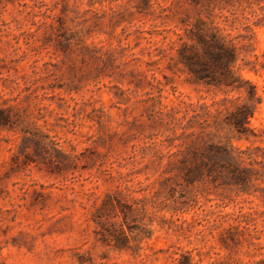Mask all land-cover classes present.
<instances>
[{
  "label": "rangeland",
  "instance_id": "1",
  "mask_svg": "<svg viewBox=\"0 0 264 264\" xmlns=\"http://www.w3.org/2000/svg\"><path fill=\"white\" fill-rule=\"evenodd\" d=\"M208 5L0 0V107L19 124L0 130V264H260L248 241L264 245V181L248 193L190 183L185 165L212 143L264 150V1ZM201 19L237 47L262 98L250 141L213 124L244 98L180 61ZM229 231L240 246L223 243Z\"/></svg>",
  "mask_w": 264,
  "mask_h": 264
},
{
  "label": "trees",
  "instance_id": "2",
  "mask_svg": "<svg viewBox=\"0 0 264 264\" xmlns=\"http://www.w3.org/2000/svg\"><path fill=\"white\" fill-rule=\"evenodd\" d=\"M189 1L195 5H202L207 2L209 8H212L209 12L211 14L215 8L212 6L217 7L218 0ZM262 1L264 0H260V2ZM260 10L262 13L255 15L258 20L253 24L257 28H264V7H260ZM248 29L252 33L250 36V40H252L254 29L252 26H249ZM192 39V44L184 43L182 45L179 50V57L194 77L208 87L224 92L227 96L238 92L240 94L239 99L244 98L243 103L237 104L233 100H226L232 103V109L228 110L224 119H220L222 113L213 116V124L217 133L223 127H228L238 140L250 141L253 137H258L256 130L252 128V119L262 104V98L256 87L242 74L243 68L238 64L239 52L237 47L227 41L218 27H215L213 23L209 24L204 19L199 20L197 29L192 31ZM246 66L248 68L249 64ZM257 66L258 63H254L251 70L257 71ZM261 66L264 68L263 64ZM18 126L16 115L12 113L11 109L1 106L0 130L16 131ZM210 126L209 124L208 127ZM261 152L263 153L260 155ZM197 157L199 161L194 166L185 165V169L188 170L186 177L190 183L210 177L215 181H221L224 185L235 186L242 192L248 193L256 181H264V150L260 147L255 150L250 148L241 150L235 148L229 141L226 144L212 143L205 151L198 152ZM256 166L260 167L262 171ZM245 231L250 232V228H246ZM227 233L229 234L230 231ZM237 236L239 237L238 234L230 233L224 237L223 243L230 246L229 240H231L235 246H240L242 241ZM250 236L249 247L264 250L261 237ZM123 242L125 239L119 238L115 246L119 247ZM175 263L195 264L193 258L186 254L175 259ZM260 264H264V259Z\"/></svg>",
  "mask_w": 264,
  "mask_h": 264
}]
</instances>
